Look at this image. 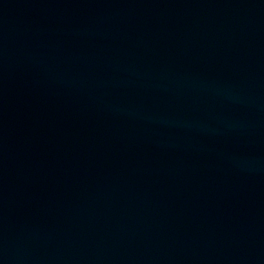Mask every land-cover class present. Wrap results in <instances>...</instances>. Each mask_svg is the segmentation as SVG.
<instances>
[{
	"label": "water",
	"instance_id": "1",
	"mask_svg": "<svg viewBox=\"0 0 264 264\" xmlns=\"http://www.w3.org/2000/svg\"><path fill=\"white\" fill-rule=\"evenodd\" d=\"M0 264H264V0H0Z\"/></svg>",
	"mask_w": 264,
	"mask_h": 264
}]
</instances>
